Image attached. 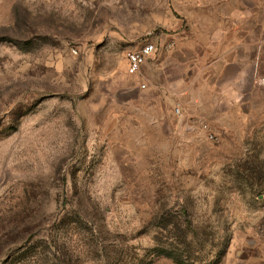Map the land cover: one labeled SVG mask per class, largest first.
Instances as JSON below:
<instances>
[{
    "label": "rangeland",
    "instance_id": "1",
    "mask_svg": "<svg viewBox=\"0 0 264 264\" xmlns=\"http://www.w3.org/2000/svg\"><path fill=\"white\" fill-rule=\"evenodd\" d=\"M233 5L264 0H0V264H264V51L143 93Z\"/></svg>",
    "mask_w": 264,
    "mask_h": 264
},
{
    "label": "crops",
    "instance_id": "2",
    "mask_svg": "<svg viewBox=\"0 0 264 264\" xmlns=\"http://www.w3.org/2000/svg\"><path fill=\"white\" fill-rule=\"evenodd\" d=\"M208 38L210 42L207 40L204 46L195 45L193 53L190 52L188 40H182L169 54V59L156 67V72H151L155 68L147 65L145 79L148 86L143 91L145 97L157 98L158 104L164 100L166 105L172 100V90L182 87L187 75L197 76L205 68L217 73L215 82L222 85L231 83L233 86L240 84L242 74L256 71L262 58L264 9L245 10L233 5L232 13L218 21L215 32L208 34ZM158 119L172 120L171 112L159 113Z\"/></svg>",
    "mask_w": 264,
    "mask_h": 264
},
{
    "label": "built area",
    "instance_id": "3",
    "mask_svg": "<svg viewBox=\"0 0 264 264\" xmlns=\"http://www.w3.org/2000/svg\"><path fill=\"white\" fill-rule=\"evenodd\" d=\"M151 36V35H150ZM155 52V46L151 42H145L137 50H129L126 52L125 59L127 62V74L129 76L137 75L142 66L145 64L146 60L152 56ZM144 89L145 85H141Z\"/></svg>",
    "mask_w": 264,
    "mask_h": 264
},
{
    "label": "trees",
    "instance_id": "4",
    "mask_svg": "<svg viewBox=\"0 0 264 264\" xmlns=\"http://www.w3.org/2000/svg\"><path fill=\"white\" fill-rule=\"evenodd\" d=\"M160 256L166 257L171 259L176 264H184V262L181 260L180 257L176 256L174 253H171L169 251L165 250H157L156 254L152 255L150 260L147 262V264L151 263L154 258H158ZM209 264H212V262H208Z\"/></svg>",
    "mask_w": 264,
    "mask_h": 264
}]
</instances>
